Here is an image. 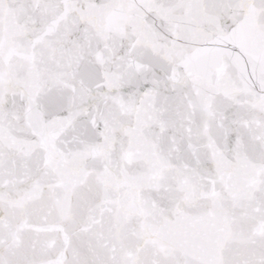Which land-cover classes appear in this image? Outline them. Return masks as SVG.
I'll use <instances>...</instances> for the list:
<instances>
[{
    "label": "snow or ice",
    "instance_id": "1",
    "mask_svg": "<svg viewBox=\"0 0 264 264\" xmlns=\"http://www.w3.org/2000/svg\"><path fill=\"white\" fill-rule=\"evenodd\" d=\"M0 264H264V0H0Z\"/></svg>",
    "mask_w": 264,
    "mask_h": 264
}]
</instances>
